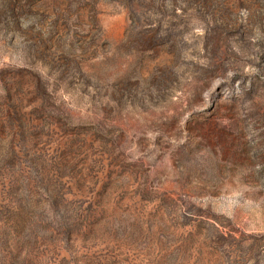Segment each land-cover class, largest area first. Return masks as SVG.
<instances>
[{
    "label": "rangeland",
    "instance_id": "obj_1",
    "mask_svg": "<svg viewBox=\"0 0 264 264\" xmlns=\"http://www.w3.org/2000/svg\"><path fill=\"white\" fill-rule=\"evenodd\" d=\"M0 264H264V0H0Z\"/></svg>",
    "mask_w": 264,
    "mask_h": 264
}]
</instances>
